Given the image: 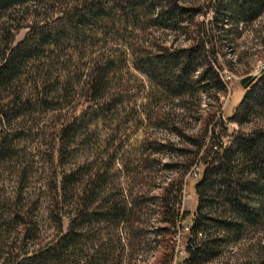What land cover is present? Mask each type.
I'll list each match as a JSON object with an SVG mask.
<instances>
[{"label": "trees", "instance_id": "trees-1", "mask_svg": "<svg viewBox=\"0 0 264 264\" xmlns=\"http://www.w3.org/2000/svg\"><path fill=\"white\" fill-rule=\"evenodd\" d=\"M263 13L264 0H0V182L12 188L0 194V264H264V125L252 124L264 70L229 114L219 103L226 56ZM27 149H42L55 229L32 251ZM159 152L175 175L149 195ZM192 167L190 213L178 205ZM147 199L161 247L151 263L138 257Z\"/></svg>", "mask_w": 264, "mask_h": 264}, {"label": "rangeland", "instance_id": "rangeland-1", "mask_svg": "<svg viewBox=\"0 0 264 264\" xmlns=\"http://www.w3.org/2000/svg\"><path fill=\"white\" fill-rule=\"evenodd\" d=\"M24 30L20 31L17 39L21 38ZM226 59L231 60V64L224 63L223 70H221V76L224 77L226 81V93L221 94L219 98V103L221 105V109L223 108V113L229 114L233 107L237 104L239 99L242 96L244 89L240 84V79L245 76H257L261 73L254 70L255 65H257L258 61H264V13L253 23L246 27L243 31L240 38L237 39L235 44V51L228 52ZM228 64V65H227ZM256 74V75H255ZM202 101L211 102L212 99L207 98L206 95L201 96ZM213 103V102H212ZM219 114V112H217ZM252 124L256 125H264V115L258 116L256 119H253ZM251 125V124H250ZM248 123H244L243 127L247 128L250 126ZM230 126L232 128L238 127L236 122H231ZM192 131L197 130V126L194 125L191 128ZM148 134L155 135L160 139H166L167 137H171L165 130L159 129L158 126H151L148 129ZM147 132L145 133L147 135ZM172 139L177 141L178 138L172 136ZM179 143V142H178ZM42 149L37 150V155L33 151H29L27 149V155L23 154L22 162H25L28 165V170L31 173V177L29 180L28 187L26 188V194L29 196L30 201L35 202V207L32 210V214L30 216V221L32 222L31 232L28 234L26 247L30 251L34 249H38L42 247L46 242H48L55 233V229L53 228V224L51 218L49 217L44 199L46 196V177L47 170L44 166L43 162H39L41 157L38 153H41ZM147 153V151H146ZM157 157V155H155ZM159 160L156 161L153 166V171L155 172V178L153 185L150 187V194L158 195L161 190V186L165 185L168 181L169 177L175 175L174 173H170L166 168H164L163 163L168 161V156L165 152H159V156L157 157ZM145 173V172H144ZM200 169L198 167H192L185 177V183L182 184V192L180 197V203L178 205L179 211H189L192 213L195 209L197 203V196L194 191V184L199 178ZM143 174V173H142ZM11 188V182L7 183L0 182V194L9 193ZM12 189V188H11ZM152 200L145 201L146 213L147 217V228L141 235V240L145 241L146 248L142 249V252H139L138 257L140 259H144L148 261V263L154 262L155 258L161 252V247H153V232L151 229L157 226L156 214H152L151 212V204ZM179 225V222H178ZM36 226V230L34 228ZM184 226V227H181ZM63 227H66V221H64ZM33 229V230H32ZM150 229V230H149ZM11 230V228H10ZM174 261L179 259L183 255V241L184 235L186 232V226L180 223L178 228L174 231ZM7 234V229L3 227L0 230V239H2V249L0 252L4 251L6 248L5 237ZM36 235V236H34ZM82 243V239L80 240ZM23 246V242L18 240L17 242H13V249L17 247ZM1 247V246H0ZM4 248V250H3ZM234 249L231 251L233 252ZM76 254L75 257H77ZM69 264V262H68Z\"/></svg>", "mask_w": 264, "mask_h": 264}, {"label": "water", "instance_id": "water-1", "mask_svg": "<svg viewBox=\"0 0 264 264\" xmlns=\"http://www.w3.org/2000/svg\"><path fill=\"white\" fill-rule=\"evenodd\" d=\"M256 76H245L240 79V84L243 89L247 88L251 82L255 79Z\"/></svg>", "mask_w": 264, "mask_h": 264}, {"label": "built area", "instance_id": "built-area-1", "mask_svg": "<svg viewBox=\"0 0 264 264\" xmlns=\"http://www.w3.org/2000/svg\"><path fill=\"white\" fill-rule=\"evenodd\" d=\"M257 63L258 64L255 65V68H254V70L256 71V74H257V72H260V71L264 70V61H258ZM221 78H222V81L224 82V84H226V81H225L224 77L221 76Z\"/></svg>", "mask_w": 264, "mask_h": 264}]
</instances>
